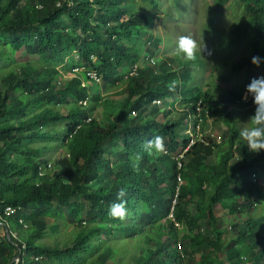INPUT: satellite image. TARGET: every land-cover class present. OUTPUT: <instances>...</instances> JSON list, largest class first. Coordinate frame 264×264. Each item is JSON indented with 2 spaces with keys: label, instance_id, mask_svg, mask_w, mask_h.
<instances>
[{
  "label": "trees",
  "instance_id": "1",
  "mask_svg": "<svg viewBox=\"0 0 264 264\" xmlns=\"http://www.w3.org/2000/svg\"><path fill=\"white\" fill-rule=\"evenodd\" d=\"M0 1V206L17 208L9 216L0 211V264H15L18 248L17 264H242L245 259L264 264V216L225 229L227 218L217 209L230 202L241 215L264 205V151L249 153L234 118L240 109L254 111L242 97L251 58L261 57L264 69V0L214 5L228 8L234 20L230 47L246 48L232 66V74L245 77L221 96L185 86L194 75L190 65L181 62L184 70L178 73L172 62L147 61L152 49L140 51V39L148 38L150 45L161 41L155 34L146 37L153 22L146 10L160 12L164 0ZM19 52L31 59L22 67L15 57ZM136 65H141L138 76L129 77ZM83 66L103 75L102 84H94L100 93H93L91 84L82 86L88 82L83 72L65 79ZM162 98L180 103L170 104L159 123L161 108L154 100ZM198 103L202 115L194 126L203 121L204 133L211 121L227 128L220 138L207 135L208 146H193L179 171L174 157L189 144L188 121ZM178 107L185 110L174 121ZM100 108L113 112L105 127L96 117ZM156 136L163 138V150H147ZM38 141L59 143L63 154L52 160L43 154L47 149L32 147ZM178 177L182 187L174 216L181 228L168 218ZM122 188L123 220L108 215ZM63 226L72 229L60 231ZM53 233L66 238L51 246L45 240ZM239 240L251 248L249 254ZM115 241L124 243L118 247ZM126 241L138 253L133 261Z\"/></svg>",
  "mask_w": 264,
  "mask_h": 264
},
{
  "label": "rangeland",
  "instance_id": "2",
  "mask_svg": "<svg viewBox=\"0 0 264 264\" xmlns=\"http://www.w3.org/2000/svg\"><path fill=\"white\" fill-rule=\"evenodd\" d=\"M178 1H181L182 7H177ZM164 0L163 5L160 8V12L156 11L154 8H147L146 12L152 13L153 22H151L147 28L146 32L149 33L146 37H149L151 34H155L156 36L161 38V43H157V41H153L152 45L148 44V38L145 40L138 41V47L141 52H145L148 54L147 48L152 49L155 53L152 57L155 58L158 63L163 61L174 63L175 71L180 73L181 62H184L185 66H191V73L194 74L193 77L189 80V84L185 85L188 88L199 86L202 87V92L210 91L213 95L221 96L226 90L232 88L236 82H240L245 77L244 72H239L238 74H232V66L235 62H238L245 55L246 48L243 44L239 43L237 46L232 48L230 44L232 42V38L235 36V31L231 30V27L234 24L231 21V13L228 8H215L214 5L217 0ZM3 3L0 1V4ZM144 7V6H143ZM146 8V7H145ZM69 22L68 18H65L63 23L66 25ZM233 25V26H232ZM190 35L194 39L197 40L198 44L202 47L204 44L212 50V55L208 56L207 54L200 55L197 54V59L193 62H186L181 56L176 55L175 49L177 46V42L180 36ZM231 41V42H230ZM23 52H19L15 55L18 59L19 66H23L25 63L30 61V58H27L23 55ZM74 58H78L77 54L73 55ZM145 56H147L145 54ZM146 58H144L145 60ZM34 60V59H33ZM235 61V62H234ZM4 67L3 63H0V69ZM70 75V74H68ZM264 75V69L260 65L259 67L253 66L251 75L249 77V82L251 78L258 77ZM91 90L93 93H100V86L97 87L91 82ZM0 91L3 92L4 88L0 83ZM118 98V97H116ZM71 100H75L73 97ZM95 102V101H94ZM179 105V101H174L170 98L164 104L160 106L161 112L157 116V122L162 123L166 116L165 113L169 112L168 106L172 103ZM193 106V105H191ZM254 108V106L252 105ZM70 106L63 108L64 113L70 109ZM174 109L173 111V119L174 121L179 120L181 114L185 108ZM164 113V116L162 115ZM112 111H106L104 108H100L96 113L97 119L100 120L102 125L105 127L109 124L112 118ZM238 114L234 115L235 119H238L240 126H244V122L247 121L248 117L251 115L247 108H243L237 111ZM184 127V125H182ZM226 126H215L213 121L211 125L205 130H211V133L218 138L220 135L226 130ZM54 142H42L38 141L32 144V147L47 149L43 152V154L47 157H51L52 160L54 157H60L63 153H60V145L59 143L55 145ZM53 146V147H52ZM250 153V152H249ZM240 158L237 156L235 161H239ZM261 176V175H260ZM264 184V175L261 176L260 184ZM229 206H220L217 209L219 210V214L223 218H227L225 220V225L223 226L225 229L229 228L230 224H235L237 221H245L249 217L260 218L264 216V205L258 206L253 212L245 211L241 215H237V212L234 211L232 204L228 203ZM230 213V214H229ZM229 214V215H228ZM229 216V218H228ZM251 219V218H250ZM204 223V221H202ZM205 224V223H204ZM264 224V222L262 223ZM261 225H258V229L262 228ZM232 226V225H231ZM231 228V227H230ZM72 226L69 227H61L60 231L70 232ZM256 229V228H255ZM230 232V231H229ZM50 234V233H49ZM181 236V235H180ZM52 238H47L46 243H56V238L63 241L66 236L62 235L60 237L57 236V233H53ZM228 240L233 238V233L226 234ZM64 243V242H62ZM113 243V242H112ZM124 241H115L116 246L120 247L123 245ZM126 247H128L127 252L129 255H134V257L138 254L133 246H128L126 241ZM244 241L239 240V246L244 247ZM51 246H53L51 244ZM245 254H249L251 248L245 246L243 248ZM16 257V256H15ZM128 258V256H127ZM250 260H243L242 264H249ZM112 261H109L111 264ZM46 264V263H45ZM49 264H60L57 262H51Z\"/></svg>",
  "mask_w": 264,
  "mask_h": 264
},
{
  "label": "clouds",
  "instance_id": "3",
  "mask_svg": "<svg viewBox=\"0 0 264 264\" xmlns=\"http://www.w3.org/2000/svg\"><path fill=\"white\" fill-rule=\"evenodd\" d=\"M175 52L176 55L181 56L186 62L195 61L198 53L202 56L203 54H207L208 56L212 55V50L206 44L201 47L197 40L190 35L179 37ZM251 63L259 67L262 63V58L253 56ZM176 83V81L171 83L170 91L175 90ZM249 98H251L254 111L248 117L247 121L244 122V126L239 131V136L245 142L250 153L259 154L264 151V75L251 78L250 82L246 85L242 99L247 102ZM145 147L149 151L153 149L162 151L164 148L163 138L156 136ZM125 195V190L123 188L120 189L117 193L119 202H114L109 206V216L121 220L126 217V201L123 200Z\"/></svg>",
  "mask_w": 264,
  "mask_h": 264
},
{
  "label": "built area",
  "instance_id": "4",
  "mask_svg": "<svg viewBox=\"0 0 264 264\" xmlns=\"http://www.w3.org/2000/svg\"><path fill=\"white\" fill-rule=\"evenodd\" d=\"M93 62L94 63H97V57L96 56H92L91 57ZM150 59V61L153 63V65H157V61L155 60V58L153 57H147V61ZM141 69V65H136L134 66L133 68H131L129 70V77H136L138 76L139 74V71ZM85 73L86 74V78L88 80V82H82V86L83 87H86L88 86L89 84H91V82L93 84H102L103 82V75L99 73V71H97L96 69H88L87 67L83 66V67H76L72 70V74L73 75H65V79L66 78H72L74 75L78 74V73ZM168 99H165V98H162V99H156L154 100V103L158 106H161L162 104H164V102H166ZM243 100V99H242ZM251 101V98L248 99L247 102H245L243 100V102L245 103H248ZM88 100L83 102L82 104L84 106H86L88 104ZM194 106V105H193ZM196 110L195 112L189 117V121H188V125H190V130L188 132V135H189V144L187 146V148L183 151H180L178 153L177 156L174 157V161L177 162V165H178V170L181 171L184 167H185V156L186 154L189 152V150L195 146L196 144L198 143H201V144H204L206 146H208V142L206 141V136L209 135L210 137H215L212 133H211V130H206L207 132H203L202 131V124H203V121H199L198 124H196V126H194V121L195 119H201V115H202V105L200 103H198L196 105ZM135 113L133 112V115ZM92 119H90L88 122H91ZM212 122V121H211ZM210 122V123H211ZM49 167L51 166V164L48 165ZM41 170H43V168H41ZM43 175L42 172L39 173V176L41 177ZM178 183H179V186L177 188V191H176V199L173 203V207H172V210H171V213L169 215V220L175 222L176 226L177 227H180V224L179 223H176V219H175V216H174V210H175V206L177 205V198L179 197V193H180V189L182 187V179L180 177H178ZM3 210V213L4 215L6 216H9L11 214H14L17 210L16 207L14 206H0V211ZM14 236H17L16 234H14ZM23 248L25 247V245L22 246ZM36 259H39V257H36ZM20 258H15V264H17L19 262Z\"/></svg>",
  "mask_w": 264,
  "mask_h": 264
},
{
  "label": "water",
  "instance_id": "5",
  "mask_svg": "<svg viewBox=\"0 0 264 264\" xmlns=\"http://www.w3.org/2000/svg\"><path fill=\"white\" fill-rule=\"evenodd\" d=\"M0 224H2V223L0 222ZM5 232H6V235H7V237H8V238H10V237H11V235H9V233H8L7 229H5ZM18 250H19V253L16 255V257H14V259H13V261H12V262H14V261H15V258H20V257L22 256V250H21V248H18Z\"/></svg>",
  "mask_w": 264,
  "mask_h": 264
},
{
  "label": "crops",
  "instance_id": "6",
  "mask_svg": "<svg viewBox=\"0 0 264 264\" xmlns=\"http://www.w3.org/2000/svg\"><path fill=\"white\" fill-rule=\"evenodd\" d=\"M104 96H106V93H104Z\"/></svg>",
  "mask_w": 264,
  "mask_h": 264
}]
</instances>
